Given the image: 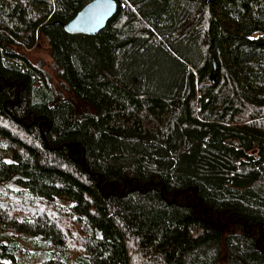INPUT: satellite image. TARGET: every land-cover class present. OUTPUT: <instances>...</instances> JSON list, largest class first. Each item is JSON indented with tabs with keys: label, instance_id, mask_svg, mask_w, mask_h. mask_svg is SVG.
<instances>
[{
	"label": "trees",
	"instance_id": "16d2710c",
	"mask_svg": "<svg viewBox=\"0 0 264 264\" xmlns=\"http://www.w3.org/2000/svg\"><path fill=\"white\" fill-rule=\"evenodd\" d=\"M91 1L0 0V264H264V0Z\"/></svg>",
	"mask_w": 264,
	"mask_h": 264
},
{
	"label": "water",
	"instance_id": "95a60500",
	"mask_svg": "<svg viewBox=\"0 0 264 264\" xmlns=\"http://www.w3.org/2000/svg\"><path fill=\"white\" fill-rule=\"evenodd\" d=\"M116 12V1L92 0L72 20L61 26L69 35L95 36L106 27Z\"/></svg>",
	"mask_w": 264,
	"mask_h": 264
},
{
	"label": "rangeland",
	"instance_id": "374dc122",
	"mask_svg": "<svg viewBox=\"0 0 264 264\" xmlns=\"http://www.w3.org/2000/svg\"><path fill=\"white\" fill-rule=\"evenodd\" d=\"M47 44L42 40L39 42V45L36 49V51L30 53L29 57L32 63H37L38 60H41L43 63V69L46 73L49 74V76L52 78L53 84L55 86L59 85V79L56 77L54 71L51 68V60L49 56L47 55ZM66 98H73L72 95L65 93L64 94ZM76 108L81 111L83 109L82 104L79 101H75Z\"/></svg>",
	"mask_w": 264,
	"mask_h": 264
}]
</instances>
